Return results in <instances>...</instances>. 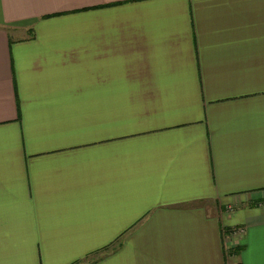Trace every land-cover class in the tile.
<instances>
[{
	"label": "crops",
	"instance_id": "crops-1",
	"mask_svg": "<svg viewBox=\"0 0 264 264\" xmlns=\"http://www.w3.org/2000/svg\"><path fill=\"white\" fill-rule=\"evenodd\" d=\"M77 261L264 264V0H0V264Z\"/></svg>",
	"mask_w": 264,
	"mask_h": 264
},
{
	"label": "rangeland",
	"instance_id": "rangeland-1",
	"mask_svg": "<svg viewBox=\"0 0 264 264\" xmlns=\"http://www.w3.org/2000/svg\"><path fill=\"white\" fill-rule=\"evenodd\" d=\"M89 255H91V256H88L87 258H85L84 260H86V259H90V258H92V257H94V256H96V255H93V253L92 254H89ZM74 264H79V261H77L76 263H74Z\"/></svg>",
	"mask_w": 264,
	"mask_h": 264
}]
</instances>
